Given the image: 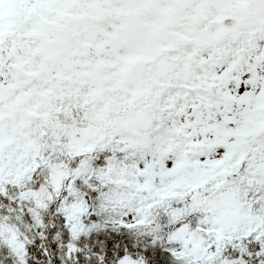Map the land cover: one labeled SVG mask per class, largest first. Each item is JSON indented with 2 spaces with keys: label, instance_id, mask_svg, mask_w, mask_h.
<instances>
[{
  "label": "snow or ice",
  "instance_id": "1",
  "mask_svg": "<svg viewBox=\"0 0 264 264\" xmlns=\"http://www.w3.org/2000/svg\"><path fill=\"white\" fill-rule=\"evenodd\" d=\"M0 264H264V0H0Z\"/></svg>",
  "mask_w": 264,
  "mask_h": 264
}]
</instances>
